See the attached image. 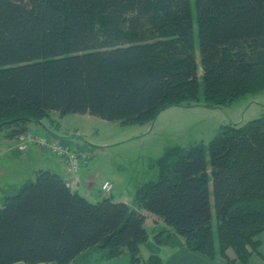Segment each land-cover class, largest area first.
I'll return each mask as SVG.
<instances>
[{
    "label": "trees",
    "instance_id": "trees-1",
    "mask_svg": "<svg viewBox=\"0 0 264 264\" xmlns=\"http://www.w3.org/2000/svg\"><path fill=\"white\" fill-rule=\"evenodd\" d=\"M192 5L0 0V134L20 139L54 112L147 123L170 106L224 107L259 87L245 82L264 75V0H195L204 102ZM157 163L158 179L132 205L91 203L59 173L38 170L3 198L0 264H99L127 254L131 264H163L141 256L144 211L191 251L250 264L264 233V115L221 126L208 146L171 147ZM155 238L164 245L172 234Z\"/></svg>",
    "mask_w": 264,
    "mask_h": 264
},
{
    "label": "rangeland",
    "instance_id": "rangeland-1",
    "mask_svg": "<svg viewBox=\"0 0 264 264\" xmlns=\"http://www.w3.org/2000/svg\"><path fill=\"white\" fill-rule=\"evenodd\" d=\"M192 11L196 27L198 80H200L199 99L200 102H204L205 81L203 80V68L200 64L201 57H199L200 45L199 35L197 34L198 22L196 20L195 0H193ZM263 76L262 74L258 77L251 75L246 79L245 84L249 86L257 82L260 86L252 88L248 94L228 101L224 107L170 106V108L158 114L154 121L147 123L136 122L123 125L120 122L99 119L90 114H69L62 118L58 112H54L50 118L43 120L44 127L35 129V126L31 127L30 125V130H38V134H34L33 131L34 133L27 134V137L21 142L17 139L8 140L0 134V149L5 147L6 144L8 148L17 146L18 149V151H10L7 155L0 157V164L5 167L4 181L11 184L18 179H23V177L24 180L34 181L39 162L28 157L29 153H26V151L39 152L38 147H40L46 149L48 151H45L46 154L52 158L58 157L65 162L69 174L62 172L63 178L70 179V181H72V178L79 180L80 194H86H82V196L91 203L109 198L114 202H124L132 205L139 188L151 180L158 179L157 161L165 154L167 149H171V147H189L196 143H204L205 146H208L221 126L229 123L243 124L262 117L264 115ZM222 90H226V88ZM29 136H35L33 142L26 144V149L21 151V144ZM37 137H45L47 141L41 144L36 140ZM56 147L59 150L62 148L66 154L70 152L80 158L79 172L70 173L69 155L55 154L51 148ZM86 177L95 178L92 188L86 184ZM106 180L113 183V190L110 193L103 191L102 188ZM70 183L76 186L77 182L75 180ZM73 186L72 188L75 189ZM1 207L2 205H0ZM144 213L157 219L152 214L150 215L145 211ZM215 223L216 219H214ZM150 225L151 223H146L149 240L141 247V256L144 259H148L156 253L162 254L160 256L165 258L169 255L170 249L179 247L182 242L185 244L183 237L177 231H173L168 227L164 221L161 222V226L155 224L151 227ZM164 230L171 232L174 236L173 245L156 243V234L164 232ZM215 241L217 244L216 250L219 251L220 246L217 236ZM227 252L230 258L237 257L235 251L228 250ZM251 260L250 264H252Z\"/></svg>",
    "mask_w": 264,
    "mask_h": 264
},
{
    "label": "crops",
    "instance_id": "crops-1",
    "mask_svg": "<svg viewBox=\"0 0 264 264\" xmlns=\"http://www.w3.org/2000/svg\"><path fill=\"white\" fill-rule=\"evenodd\" d=\"M35 124V125H33ZM31 125L32 126H35L34 128L36 129L37 127H42L43 125L41 124H38V123H33ZM44 124V123H43ZM30 127V128H31ZM44 127V126H43ZM33 129L32 131L29 129V132L27 134H32V132L34 134H38V130H35ZM21 142L22 139H17ZM17 146L15 147H11L8 148L7 147V144L5 147H3L2 149H0V157L2 156H5L7 155L8 153H10V151H18V149L16 148ZM38 147V146H36ZM40 149L39 152H30V151H26V153H29V156L31 159H36L39 164H38V168L37 170L35 171V173L38 171V170H45V169H50L52 171H54L55 173H59L61 175V177L63 178L62 176V172H64V174L68 173V167L67 165H65V162L62 160V159H59L58 157L56 158H52L51 156H49L48 154H46V152H48L46 149H41L40 147H38ZM46 151V152H45ZM45 152V153H44ZM1 159V158H0ZM5 167H3L2 164H0V205H2V201H3V198L7 195H12V193H14L16 191V189L18 187H20L21 185H23V183L27 182L28 180L25 179L24 180V177L23 179H18L15 183H8V181H4V169ZM65 179V178H64ZM94 179L95 178H88L86 177L85 178V182L86 184L89 185L90 188H92L93 186V182H94ZM76 180V186L72 185L70 182H74ZM4 181V182H3ZM65 181L70 184L69 186L72 188L75 187V191H77L79 194V188L78 187V182L79 180H77L76 178H72V181L67 180L65 179ZM80 185V183H79ZM86 195L84 193H81L80 195ZM147 217V223H151V227L153 225L156 224V221L159 222L158 225L161 226V222L162 220H155L153 217H150L148 215H146ZM258 239H260L261 241V247H260V253H258L257 255H255L253 257V259L251 260L252 264H264V233L261 234ZM173 241H174V236L172 235V238L169 240V242H165L164 244H169V245H173ZM185 242V241H184ZM158 254V253H156ZM159 255V254H158ZM162 255V254H160ZM159 255V256H160ZM151 257V256H150ZM149 257V258H150ZM163 260V264H224L225 263V259L223 257H217L216 259H209L207 258L204 254L202 253H198V252H193L191 251L187 245H186V242L185 244L182 242L180 244L179 247H176L174 249H170V253L168 256H165V258H163L162 256H160ZM147 260V259H145ZM81 261H76V262H73L72 264H80ZM20 264V263H18ZM50 264H55V263H50ZM90 264H95V262H90ZM97 264V263H96ZM99 264H131V256H129L128 254L127 255H124L123 257H119V259H115V260H111V261H107V262H104V263H99Z\"/></svg>",
    "mask_w": 264,
    "mask_h": 264
},
{
    "label": "built area",
    "instance_id": "built-area-1",
    "mask_svg": "<svg viewBox=\"0 0 264 264\" xmlns=\"http://www.w3.org/2000/svg\"><path fill=\"white\" fill-rule=\"evenodd\" d=\"M35 136L32 137H28L27 140L21 144L20 150H25L26 149V144H30L33 142V138ZM44 138V139H43ZM36 140L38 142H40L41 144H44V141H47V139L45 137H37ZM55 154L57 155H69V166H71V170L70 173H77L80 171V158L77 155H72L70 152H68L66 154V152L61 148L60 150L56 147V148H51ZM103 191L105 190L106 192L110 193L113 190V183L111 181H105L104 184L102 185Z\"/></svg>",
    "mask_w": 264,
    "mask_h": 264
},
{
    "label": "bare ground",
    "instance_id": "bare-ground-1",
    "mask_svg": "<svg viewBox=\"0 0 264 264\" xmlns=\"http://www.w3.org/2000/svg\"><path fill=\"white\" fill-rule=\"evenodd\" d=\"M22 136V135H21Z\"/></svg>",
    "mask_w": 264,
    "mask_h": 264
}]
</instances>
